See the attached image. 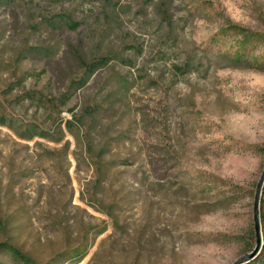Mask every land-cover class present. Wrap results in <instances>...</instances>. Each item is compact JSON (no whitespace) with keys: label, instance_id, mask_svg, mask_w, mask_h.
<instances>
[{"label":"rangeland","instance_id":"rangeland-1","mask_svg":"<svg viewBox=\"0 0 264 264\" xmlns=\"http://www.w3.org/2000/svg\"><path fill=\"white\" fill-rule=\"evenodd\" d=\"M168 2L0 0V117L51 129L77 116L93 136L68 134L65 156L64 142L28 143L0 124V244L41 264H235L256 250L264 71L211 56L199 71L176 70L227 24L263 33L264 0ZM29 46L49 48L50 64ZM255 54L264 60V47ZM77 55L110 61L78 88L87 70ZM30 91L38 100L22 102ZM259 202L261 251L243 264L263 251L264 181Z\"/></svg>","mask_w":264,"mask_h":264},{"label":"trees","instance_id":"trees-1","mask_svg":"<svg viewBox=\"0 0 264 264\" xmlns=\"http://www.w3.org/2000/svg\"><path fill=\"white\" fill-rule=\"evenodd\" d=\"M163 5H160L161 9L167 6L169 3L168 0H163ZM61 21L66 27H72L77 26V23H72L70 20L66 19L65 16H62L58 19ZM227 45V46H226ZM264 47V32L259 33L255 32L254 30H251L247 27H242L240 25L230 23L224 26L219 30V32L214 35L210 45H208L205 48H202L199 52L193 53L192 55L188 56L186 58L184 67H180L176 71L179 75L184 76L187 73H193L196 71H199L204 63H202L205 58L211 56L214 58V60L222 65V63H225L226 68H241V69H254L257 71H264V60H260V57L255 54L256 50H259V48ZM26 54H32L37 55L39 57H45L49 62L52 61V52L49 48H41L37 46H29L24 51ZM76 59L82 64L83 67H86V77L83 79V81L79 84L78 88L85 87L88 80L91 79V77L101 68H105L109 64V59H95L92 63L87 64L86 59L80 55L76 56ZM53 75H55V70H52ZM66 77V76H65ZM76 88L69 87L65 92L61 94V99H63L64 105H67L73 98V95L75 93ZM44 96L41 95V100L44 101ZM22 102L24 101H31L32 103H35L37 101V94L36 92L30 91L28 95L24 96L22 99ZM52 99V104L53 103ZM0 124L4 127H7L10 131H13L16 133L17 137L25 142L30 143L31 141L35 140L36 138H41L44 140H47L51 143L55 144H61L63 143V150L65 153V156L69 154V151L71 149V142L70 140H67L68 134L71 135L76 139L78 143L83 142H93V136L89 129L84 130L83 129V119L78 118L76 116V119L74 120H67L63 122V120H57L54 121L53 125L51 126V129H43L36 121H21L16 119L13 116H10L8 114H2L0 117ZM64 124V126H63ZM94 148H88L87 147V159L95 161L96 154L93 152ZM104 152V151H103ZM102 152V153H103ZM77 154L75 153V156ZM96 170L99 174L102 172V167L100 165H97L96 161ZM152 165V172L158 173V163L151 162ZM89 204V203H88ZM90 206H93L89 204ZM0 224H2V220L0 219ZM81 249L74 250V256L71 259L72 261L76 263H81V261L87 256V250L81 252ZM59 254V257H57L58 260L65 261L68 258H66V252ZM2 254H7L9 257H11V260L16 264H41L38 263L35 258L30 256L29 254L23 252L20 248H17L15 245L3 242L0 244V256ZM1 263V261H0ZM253 264H264V247L263 251L261 253V256L258 258L257 261L253 262Z\"/></svg>","mask_w":264,"mask_h":264},{"label":"water","instance_id":"water-1","mask_svg":"<svg viewBox=\"0 0 264 264\" xmlns=\"http://www.w3.org/2000/svg\"><path fill=\"white\" fill-rule=\"evenodd\" d=\"M264 181V174L262 176V180L261 182L258 184V191L255 197V206H254V218H255V233H257V245H256V250L250 254V255H246L241 257L240 259L237 260V262L235 264H243L251 259H253L254 256H256L260 251H261V246H262V233H260V217H259V195H260V191L262 188V183Z\"/></svg>","mask_w":264,"mask_h":264}]
</instances>
